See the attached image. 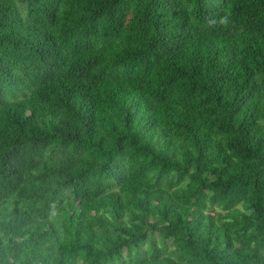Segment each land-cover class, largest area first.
<instances>
[{"label":"trees","instance_id":"trees-1","mask_svg":"<svg viewBox=\"0 0 264 264\" xmlns=\"http://www.w3.org/2000/svg\"><path fill=\"white\" fill-rule=\"evenodd\" d=\"M0 264H264V0H0Z\"/></svg>","mask_w":264,"mask_h":264}]
</instances>
